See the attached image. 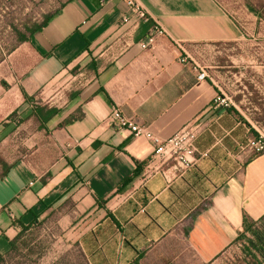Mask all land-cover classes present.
Segmentation results:
<instances>
[{
    "label": "crops",
    "instance_id": "crops-1",
    "mask_svg": "<svg viewBox=\"0 0 264 264\" xmlns=\"http://www.w3.org/2000/svg\"><path fill=\"white\" fill-rule=\"evenodd\" d=\"M136 1L148 21L132 15L125 24L127 0H71L28 43L29 73L7 91L15 100L0 101V120L22 101L25 120L40 127L39 100L59 113L44 124V143L31 147L35 157L0 180V253L22 225L57 214L63 238L88 264H216L243 231L244 214L264 216V154L247 150L249 130L233 109L215 107L221 88L199 80L191 54L193 45L239 46L246 24L217 0ZM156 28L162 33L143 49ZM77 68L81 86L70 81ZM114 108L163 140L196 130L192 165L158 159L151 141L119 128ZM10 127L0 124V137Z\"/></svg>",
    "mask_w": 264,
    "mask_h": 264
},
{
    "label": "rangeland",
    "instance_id": "rangeland-1",
    "mask_svg": "<svg viewBox=\"0 0 264 264\" xmlns=\"http://www.w3.org/2000/svg\"><path fill=\"white\" fill-rule=\"evenodd\" d=\"M68 1L0 0V101L5 98L15 100V93L7 91L11 85L20 86L31 67V51L28 43L20 44L19 35L28 36V29L43 23ZM217 1L236 20L246 24L247 38L239 46L223 43L213 50L193 45L191 54L200 68L221 88L219 93L225 95L231 105L229 108L238 111L240 120L245 122L249 130L246 147L252 150L250 141H264V0ZM252 12L263 24L255 25ZM259 31L263 38L255 42L250 35ZM222 64L224 71L216 68ZM78 69L73 71L77 78L70 80L75 86L84 82V76H78L82 74ZM211 71H216L215 75ZM47 107L46 102L39 100L34 109L46 112ZM5 109L9 116H2L0 124L11 127L0 137V177L19 161L30 162L36 155L31 147L44 143L45 137L44 125L40 127L36 119L25 120L29 108L23 101L20 104L14 102ZM74 115L78 116V113L71 116ZM59 218L57 214H50L28 230L7 264H88L78 245L63 238ZM241 233L216 264H263L264 259L255 247V238L251 233L239 237Z\"/></svg>",
    "mask_w": 264,
    "mask_h": 264
},
{
    "label": "built area",
    "instance_id": "built-area-1",
    "mask_svg": "<svg viewBox=\"0 0 264 264\" xmlns=\"http://www.w3.org/2000/svg\"><path fill=\"white\" fill-rule=\"evenodd\" d=\"M130 15L123 17L125 24L131 21V16H136L141 20L148 21L146 10L141 7L136 0H127ZM161 30L156 28L145 41L141 43L143 49H148L153 46L156 41V36L161 34ZM182 61H185L184 59ZM199 80L204 81L210 79L205 70H201ZM215 107L229 108L231 105L225 98L223 93H219L214 100ZM113 117L119 128L127 131L133 138H146L155 146V156L160 160H176L178 165L189 168L195 160V141L197 139V132L194 129L183 128L181 131L172 137L163 140L150 127L139 126L128 120L123 116L121 111L117 108L113 110ZM251 149L257 153L264 152V141L262 139L250 141ZM204 156H207L204 154ZM144 212V210H142Z\"/></svg>",
    "mask_w": 264,
    "mask_h": 264
},
{
    "label": "trees",
    "instance_id": "trees-1",
    "mask_svg": "<svg viewBox=\"0 0 264 264\" xmlns=\"http://www.w3.org/2000/svg\"><path fill=\"white\" fill-rule=\"evenodd\" d=\"M70 1H68V2H70ZM65 5H66V3L58 11H56L55 13L49 15L44 20L43 23L39 24L38 26H35L33 28L28 29V31H27L28 32V36L26 34L25 35L24 34L19 35L20 36V39H19L20 44H22V43H30L32 37L36 33L41 32L45 27H47L49 25V23L51 22V20L64 8ZM14 50H12V51H14ZM101 93H103L105 95V97L107 98V100L109 102H111L109 96L107 95V93L104 90H101ZM24 97H25V100L27 102L34 101V97H29L25 93H24ZM34 111L38 114L39 119L41 120L43 125L46 124L48 121H50L54 116H56L59 113L58 109H55V108L50 109L48 107H47V111L46 112H43L42 110L38 112V111H36V109H34ZM233 111L237 115H239V113H237L234 109H233ZM77 118H78V116H75V115L71 116L64 122V124L65 125L70 124V123L76 121ZM263 154H264V152L258 153V155H263ZM10 168L1 175L0 180L7 175V173L10 170ZM125 184H126V182H125ZM34 226L35 225H29V226H23L22 225V229H21L20 233L18 234V236L14 240L9 242V245H10L9 251L7 253H5V254L0 253V264H7L8 259L11 258L13 252H15L17 250L18 242L21 240L23 235L28 230H30L32 227H34ZM241 232H240L241 235L239 237H242V236L246 237V235L249 234V233L252 234V236L256 240L255 247L258 248L260 256L264 259V216L259 221H255L249 215H247L245 213L244 214V222H243V231H241ZM253 243L254 242L252 241V244ZM82 255H83V253H82ZM263 264H264V262H263Z\"/></svg>",
    "mask_w": 264,
    "mask_h": 264
}]
</instances>
